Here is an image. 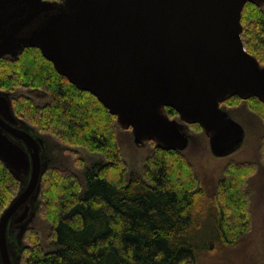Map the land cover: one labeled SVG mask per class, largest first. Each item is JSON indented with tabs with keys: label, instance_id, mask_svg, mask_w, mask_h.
<instances>
[{
	"label": "water",
	"instance_id": "water-1",
	"mask_svg": "<svg viewBox=\"0 0 264 264\" xmlns=\"http://www.w3.org/2000/svg\"><path fill=\"white\" fill-rule=\"evenodd\" d=\"M247 3L264 0H0V60L37 48L132 129L136 143L184 152L186 129L199 124L214 155L227 157L245 131L222 104L236 96L264 103V66L242 38ZM30 131L0 91V159L20 183L0 216V264H20L49 168L42 138Z\"/></svg>",
	"mask_w": 264,
	"mask_h": 264
},
{
	"label": "trees",
	"instance_id": "trees-1",
	"mask_svg": "<svg viewBox=\"0 0 264 264\" xmlns=\"http://www.w3.org/2000/svg\"><path fill=\"white\" fill-rule=\"evenodd\" d=\"M242 25L246 50L264 66L262 7L247 3ZM20 88L47 100L44 105L27 97L13 100L16 115L34 133L101 156L89 168L78 162L85 168L82 177L58 168L45 172L37 214L50 225L54 249L45 250L29 228L20 264H200L204 256L236 244L251 231L249 200L242 191L257 164H229L212 198L200 188L193 165L176 150L156 147L142 173H130L116 133L117 118L95 96L58 74L37 48L0 60V91ZM241 101L236 96L226 105ZM247 102L264 121V103L257 98ZM166 113L179 116L171 108ZM261 147L264 164V139ZM19 190L20 183L0 159V216Z\"/></svg>",
	"mask_w": 264,
	"mask_h": 264
},
{
	"label": "rangeland",
	"instance_id": "rangeland-1",
	"mask_svg": "<svg viewBox=\"0 0 264 264\" xmlns=\"http://www.w3.org/2000/svg\"><path fill=\"white\" fill-rule=\"evenodd\" d=\"M262 9L264 11V6H262ZM17 58L6 57L3 59L12 60ZM10 94L13 99L27 97L38 105H44L47 102L38 92L29 88H20ZM223 107L232 119L244 128L245 138L242 146L227 157H217L212 152L209 137L202 127L200 125L201 128L190 125L186 129L189 146L182 153L193 165L199 179L200 188L210 198L214 194L216 182L223 176L224 170L229 164L243 162L257 164L256 171L251 177L247 178L242 191L249 200L252 228L236 244L220 248L216 252L204 256L200 264H264V164L261 157L264 121L256 111L251 109V105L247 101L242 100L235 105L228 106L225 103ZM169 118L183 123L179 116H169ZM116 133L129 172L142 173L146 161L158 147L156 142L136 143L133 130L125 129L118 121H116ZM35 134L44 139L49 168H58L66 173H75L82 177L85 168H89L94 161L101 159V156L91 154L83 148L62 145L52 137L42 135L36 130ZM80 160L84 163L85 168L78 165ZM29 228L37 232L45 250L54 249L50 240V225L46 220L37 214ZM22 246H24V243Z\"/></svg>",
	"mask_w": 264,
	"mask_h": 264
},
{
	"label": "flooded vegetation",
	"instance_id": "flooded-vegetation-1",
	"mask_svg": "<svg viewBox=\"0 0 264 264\" xmlns=\"http://www.w3.org/2000/svg\"><path fill=\"white\" fill-rule=\"evenodd\" d=\"M10 98H11V100H12V102H13L14 99L11 97V94H10ZM18 118H19V119H22V118H20L19 116H18ZM22 120H23V119H22ZM30 132H31L33 135H36L32 129H31ZM36 136H37V135H36ZM42 140H43V145H42V148H43V156L46 158V147H45V142H44V139H42ZM17 234H18V232L15 231L12 235H13V237H16ZM14 240L17 241L16 238H13V243H14Z\"/></svg>",
	"mask_w": 264,
	"mask_h": 264
}]
</instances>
